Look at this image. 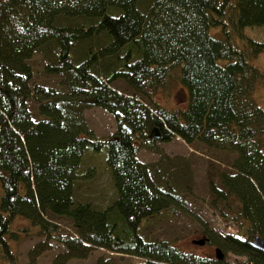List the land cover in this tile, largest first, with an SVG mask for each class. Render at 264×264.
I'll use <instances>...</instances> for the list:
<instances>
[{"label":"trees","instance_id":"16d2710c","mask_svg":"<svg viewBox=\"0 0 264 264\" xmlns=\"http://www.w3.org/2000/svg\"><path fill=\"white\" fill-rule=\"evenodd\" d=\"M254 25L264 26V0H0V264H37L35 248L21 262L11 246L20 217L66 247L50 264L86 257L91 245L142 258L130 264H209L140 231L144 220L185 204L137 157L154 143V126L162 141L179 135L235 153L209 187L245 235L206 225L203 233L245 256L238 264H264L249 238L264 240V108L253 95L264 84L253 63L264 40L245 33ZM38 52L45 73L61 75L59 87L32 82ZM174 69L187 100L167 108L155 96ZM117 79L130 92L115 88ZM90 106L114 113L111 134L95 135L84 113ZM89 142L107 149L115 196L105 206L75 198ZM54 217L67 219L69 231Z\"/></svg>","mask_w":264,"mask_h":264},{"label":"rangeland","instance_id":"374dc122","mask_svg":"<svg viewBox=\"0 0 264 264\" xmlns=\"http://www.w3.org/2000/svg\"><path fill=\"white\" fill-rule=\"evenodd\" d=\"M215 32V29L212 30ZM245 33L253 38L264 40V26H246ZM42 53H35L31 58L33 68L32 82L60 86L61 75L45 73ZM253 63L264 70V52L253 58ZM177 69H174L169 88L157 92L155 98L167 108H179L186 104L187 89L178 79ZM112 85L120 91L130 92V87L122 80H115ZM254 98L264 108V84L258 85ZM149 104L148 100H144ZM32 109L35 110L34 105ZM86 120L95 135L105 136L116 129L114 113L100 106H90L84 110ZM107 149L103 146L95 149L92 143H87L79 169L80 176L76 181L75 198L90 200L99 206H105L115 196L111 180V172L106 161ZM235 156L234 152L208 147L199 141L187 143L179 135L169 141L154 139L152 144H143L137 151V157L147 162L160 183L178 192L184 199V206H173L163 209L155 216L140 224V231L145 238L167 239L179 248L201 254L209 258V264H238L245 256L224 251L222 259L216 258L217 242L207 240L203 244L193 242L201 238L206 225L215 234L234 233L245 235L232 219L231 209L224 203L213 204L210 192V181L219 182L221 170L229 168ZM224 214V215H223ZM54 222L70 227L65 218H52ZM24 227V229H23ZM13 228L19 232L11 246L21 262L29 260L31 250L36 254L37 264H50L58 253L66 247L40 232V228L22 217L17 218ZM253 239L252 237H249ZM216 240V237H215ZM221 248V247H220ZM112 256L113 264H130L141 261L142 258L129 253L112 252L105 247L90 246L86 257L70 258L65 264H95L99 257Z\"/></svg>","mask_w":264,"mask_h":264},{"label":"water","instance_id":"95a60500","mask_svg":"<svg viewBox=\"0 0 264 264\" xmlns=\"http://www.w3.org/2000/svg\"><path fill=\"white\" fill-rule=\"evenodd\" d=\"M149 137L150 138H155V139H158V138L161 137V133H160L158 127L154 126L150 130ZM208 239L209 238L207 236H203V237L198 238V239H193V242H196L198 244H203ZM250 242H251V245L253 247L264 251V240L259 235L254 236L253 239ZM215 254H216V258H218V259H222L223 258V254L221 252V248L220 247H216L215 248Z\"/></svg>","mask_w":264,"mask_h":264}]
</instances>
